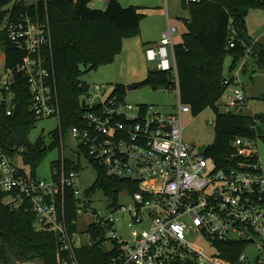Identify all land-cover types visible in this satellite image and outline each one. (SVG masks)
Segmentation results:
<instances>
[{"label":"built area","instance_id":"obj_1","mask_svg":"<svg viewBox=\"0 0 264 264\" xmlns=\"http://www.w3.org/2000/svg\"><path fill=\"white\" fill-rule=\"evenodd\" d=\"M16 3L31 4L16 0L0 26L25 56L9 68L0 48V106L13 114L12 85L15 74H21L27 79L36 120L57 118L59 129L61 102L50 21L14 15ZM179 33L169 20L159 42L145 49L155 69L172 76L168 88L179 98L175 111L128 102L108 84H88L80 96L79 122L61 143L50 180L25 161V145L12 143L6 151L0 144V204L33 213L37 230L59 237L61 251L54 264H80L76 250L98 241L110 243L105 247L112 253L109 264H264V168L257 148L261 138L237 137L235 152L224 166L185 140L184 115L191 107L180 94L175 52ZM235 81L226 80L228 87L217 103L220 113L245 114L250 108L244 83ZM82 154L108 176L135 184V189L108 195L104 211L92 209L77 167ZM87 216L88 230L81 231V218ZM252 244L258 251L254 259L246 252ZM238 246L243 250L235 258L224 255L234 254Z\"/></svg>","mask_w":264,"mask_h":264},{"label":"trees","instance_id":"obj_2","mask_svg":"<svg viewBox=\"0 0 264 264\" xmlns=\"http://www.w3.org/2000/svg\"><path fill=\"white\" fill-rule=\"evenodd\" d=\"M16 0H0V19L8 13L6 8ZM92 0H37L31 4H15L13 13L29 14L35 19L50 21L53 37L54 65L58 76L61 102V127L50 133L53 140L47 144L44 136L30 141V133L37 120L29 105L30 92L27 79L15 74L12 90L15 108L7 115V107L0 106V144L6 151L9 145H25V161L31 164L34 173L48 154L61 146L69 136L70 128L79 122L80 96L88 83L81 79L83 73L113 61L121 51L122 42L128 35L137 32L140 13L135 5L123 6L119 0H110L106 9H93ZM190 17L185 19L186 30L175 46L180 80V94L184 103L198 116L208 107L216 110L215 141L205 149L204 156L221 166L235 152L234 141L239 136L259 137L264 140V113L223 114L218 101L228 87L226 80L235 83L233 74L237 63L247 56L243 73L251 74L250 66L264 69V44L255 42L248 33L247 18L252 9H264V0H183ZM231 41L234 46H231ZM0 48L6 54L9 68L22 62L25 52L20 50L0 26ZM251 49V54L248 50ZM232 58L230 72H224V60ZM140 84L153 86L172 84L168 72L157 69L149 71ZM117 90L124 94L122 87ZM264 100V95L262 96ZM68 167L70 161H67ZM94 165V164H93ZM81 168L80 166H77ZM98 178L95 188H103L109 196H117L123 188L135 189L136 185L110 177L104 168L95 165ZM73 203V200H72ZM72 209V216L76 215ZM35 215L24 209L12 210L0 204V264H24L40 260L54 264L60 253L59 237L53 232L39 231L34 225ZM104 241L91 247L76 250L80 264H109L112 253L104 248ZM224 251V249L221 247ZM243 250L237 247L232 259Z\"/></svg>","mask_w":264,"mask_h":264},{"label":"rangeland","instance_id":"obj_3","mask_svg":"<svg viewBox=\"0 0 264 264\" xmlns=\"http://www.w3.org/2000/svg\"><path fill=\"white\" fill-rule=\"evenodd\" d=\"M37 0H29V3H34ZM163 1L164 15L158 10L151 9L150 4L146 1L139 3L138 9L141 15L140 24L137 27V32L125 37L122 42V51L116 55L115 59L109 63L102 64L97 68L91 69L82 74L81 79L88 84H108L110 90L122 87L124 95L128 102L136 104H152L162 108L166 112L176 110L179 98L175 90L169 89L167 86H153L151 84H140L136 88L129 89V85L142 83L148 76L149 71L156 68L154 62L148 61L145 57V42L147 38L154 39L162 34L163 27H167L168 19L180 28L177 41L181 38L183 25L180 24L183 19L189 18V11L183 7V0H159ZM103 0H93L91 7L100 8L103 6ZM8 5L6 8L10 7ZM145 6H149L146 8ZM247 18L248 32L250 29L257 33L252 34L256 39L264 30V9H252ZM183 23V22H182ZM184 27L186 22L184 21ZM186 30V28H185ZM260 42L264 44V34L259 37ZM248 64L253 60L247 56L239 61L233 70L236 80L245 84L246 91L249 96L250 108L245 111V114L252 115L264 113V69L250 66L251 74L243 73L245 62ZM232 58L227 55L224 60V72L226 75L230 72ZM217 112L214 108L208 107L198 116L191 113L184 115V138L192 144L197 152H204L206 148L211 146L215 141V118ZM59 127L57 118H44L37 121L36 126L30 133V141L36 142L40 136H44L47 144L53 140L50 133ZM257 148L260 161L264 168V140L257 141ZM72 153V152H71ZM67 154H70L68 152ZM61 156V150L56 148L52 150L44 161L39 165L36 172L38 176L50 180L52 177L51 163ZM76 160L78 158L74 156ZM81 185L83 189H91L98 178V169L93 165L85 155H81L80 169ZM91 200V208L96 210H105L109 205L110 199L103 188H95L89 195ZM126 197H122L121 201H125ZM89 217H82L80 221V230H88ZM110 245L109 242L104 243V248ZM252 249L246 252L254 259L258 255L255 245H251Z\"/></svg>","mask_w":264,"mask_h":264},{"label":"crops","instance_id":"obj_4","mask_svg":"<svg viewBox=\"0 0 264 264\" xmlns=\"http://www.w3.org/2000/svg\"><path fill=\"white\" fill-rule=\"evenodd\" d=\"M93 1V0H92ZM91 1V2H92ZM102 1V0H101ZM109 1L110 0H103V6H101L100 8H97V7H91L90 6V4H89V6L91 7V8H93V9H106V7H107V5H108V3H109ZM120 2H121V4L123 5V6H130V5H135V6H137V7H139L138 6V2H136V0H119ZM139 1H141V2H139V3H143V1H146L147 3H149L150 4V8L151 9H156V11L158 10L162 15H164V5H163V1H161V2H159V0H139ZM187 2H190V0H186ZM146 8H148L149 6H145ZM184 7V6H183ZM186 9V8H185ZM188 10V9H187ZM138 12H139V10H138ZM250 15V14H249ZM189 17H190V14H189ZM170 19H168V21H169ZM184 20L185 19H183V21H181L180 22V24L181 25H183L182 27H183V29L184 30H182L183 32L185 31V28L186 27H184L185 25H184ZM183 22V23H182ZM173 23V22H172ZM177 25V24H176ZM178 26V25H177ZM167 27H163V30L162 31H164L165 29H166ZM180 29V28H179ZM183 32H181V35H182V33ZM249 33V35L251 36V38L255 41V42H259V43H262V42H260V40H258L259 39V37L260 36H262L263 34H264V30H262L261 31V34L258 36V38H254L253 36H252V34H255V33H257V32H255L254 30L252 31L251 29H250V31L248 32ZM160 37H161V35L160 36H157L156 38H154V39H149V38H147V40H146V42H145V48L144 49H146V47H147V45H149V44H153V43H157V42H159V40H160ZM181 40V38L178 40V41H180ZM177 41V42H178ZM263 44V43H262ZM245 85V84H244Z\"/></svg>","mask_w":264,"mask_h":264},{"label":"water","instance_id":"obj_5","mask_svg":"<svg viewBox=\"0 0 264 264\" xmlns=\"http://www.w3.org/2000/svg\"><path fill=\"white\" fill-rule=\"evenodd\" d=\"M137 87V84H134V85H129L128 88L129 89H133V88H136ZM67 144L72 147V149L76 150V146H74V144L72 143L71 139H67ZM2 232L0 231V234Z\"/></svg>","mask_w":264,"mask_h":264}]
</instances>
